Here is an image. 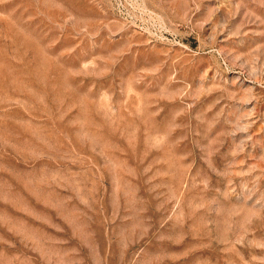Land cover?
<instances>
[{"label":"rangeland","instance_id":"374dc122","mask_svg":"<svg viewBox=\"0 0 264 264\" xmlns=\"http://www.w3.org/2000/svg\"><path fill=\"white\" fill-rule=\"evenodd\" d=\"M0 264H264V0H0Z\"/></svg>","mask_w":264,"mask_h":264}]
</instances>
